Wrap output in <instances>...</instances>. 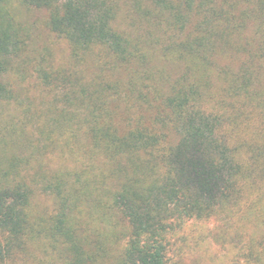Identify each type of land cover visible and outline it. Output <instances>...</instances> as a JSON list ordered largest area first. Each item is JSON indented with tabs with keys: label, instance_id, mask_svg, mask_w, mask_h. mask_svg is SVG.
I'll list each match as a JSON object with an SVG mask.
<instances>
[{
	"label": "trees",
	"instance_id": "obj_1",
	"mask_svg": "<svg viewBox=\"0 0 264 264\" xmlns=\"http://www.w3.org/2000/svg\"><path fill=\"white\" fill-rule=\"evenodd\" d=\"M10 1L0 109L18 99L6 73L25 42ZM19 1L46 9L72 58L95 56L101 74L76 80L70 106L40 110L37 125L1 130L0 264L35 241L64 264H167L176 227L211 218L239 224L243 264H264V0H146L143 40L118 25L124 0ZM118 68L126 79L108 80ZM55 152L73 165L47 167ZM39 193L54 213L35 212Z\"/></svg>",
	"mask_w": 264,
	"mask_h": 264
},
{
	"label": "rangeland",
	"instance_id": "obj_2",
	"mask_svg": "<svg viewBox=\"0 0 264 264\" xmlns=\"http://www.w3.org/2000/svg\"><path fill=\"white\" fill-rule=\"evenodd\" d=\"M149 7L146 0H124L118 15V25L134 39L143 40L148 33L145 27L149 28L144 10ZM6 9L11 12L25 42L20 53L13 57L6 73V80L13 86L18 99L5 106V109H0V132L5 131V128L11 129L10 125L14 129L24 123L32 124L33 117L40 110L70 106L65 95L71 94L74 82L90 80L98 72L101 74L95 56L91 55L87 61L84 59L81 62L72 58L67 41L50 30L46 9L27 6L19 0L8 2ZM152 63L156 64L155 68H162L166 72L175 71L174 66L167 61L157 59ZM41 70L49 72L52 79L60 76L59 81L52 80L46 85ZM116 74L106 78L112 80L116 76H123L122 80H125L127 77L122 68H118ZM71 106L72 109L76 107ZM25 109L30 110L25 112ZM32 125H37V121ZM49 154L44 157L47 167L74 163V157L70 154ZM33 208L39 215L54 213L53 196L37 194ZM239 226L234 224L228 227L216 218L182 222L170 236L167 264H243L244 259L239 252L243 243L235 237ZM243 229L246 230L245 227ZM45 243L35 241L26 251L16 253L10 264H64L62 252L54 249L50 243Z\"/></svg>",
	"mask_w": 264,
	"mask_h": 264
}]
</instances>
